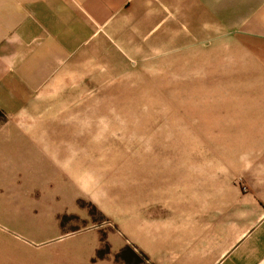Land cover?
<instances>
[{
	"label": "rangeland",
	"instance_id": "obj_1",
	"mask_svg": "<svg viewBox=\"0 0 264 264\" xmlns=\"http://www.w3.org/2000/svg\"><path fill=\"white\" fill-rule=\"evenodd\" d=\"M207 38L122 31L23 111H0L3 261L16 239L19 264H145L125 244V212L221 154H251L264 65L247 41Z\"/></svg>",
	"mask_w": 264,
	"mask_h": 264
},
{
	"label": "crops",
	"instance_id": "obj_2",
	"mask_svg": "<svg viewBox=\"0 0 264 264\" xmlns=\"http://www.w3.org/2000/svg\"><path fill=\"white\" fill-rule=\"evenodd\" d=\"M127 30L135 41L190 47L202 45L192 30L209 41L231 35L264 65V0H0V111H23L45 80L68 78L93 47ZM256 110L251 154H221L191 182L125 212V244L145 264H264V104ZM0 241V264H19L16 239L11 262L2 259V225Z\"/></svg>",
	"mask_w": 264,
	"mask_h": 264
}]
</instances>
